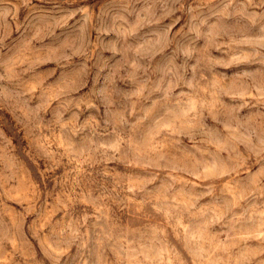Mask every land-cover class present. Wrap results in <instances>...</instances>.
Segmentation results:
<instances>
[{"label": "rangeland", "instance_id": "obj_1", "mask_svg": "<svg viewBox=\"0 0 264 264\" xmlns=\"http://www.w3.org/2000/svg\"><path fill=\"white\" fill-rule=\"evenodd\" d=\"M0 264H264V0H0Z\"/></svg>", "mask_w": 264, "mask_h": 264}]
</instances>
